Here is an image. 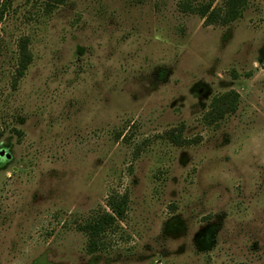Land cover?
<instances>
[{"label": "rangeland", "instance_id": "1", "mask_svg": "<svg viewBox=\"0 0 264 264\" xmlns=\"http://www.w3.org/2000/svg\"><path fill=\"white\" fill-rule=\"evenodd\" d=\"M227 1L1 0L0 264H264V0Z\"/></svg>", "mask_w": 264, "mask_h": 264}, {"label": "trees", "instance_id": "2", "mask_svg": "<svg viewBox=\"0 0 264 264\" xmlns=\"http://www.w3.org/2000/svg\"><path fill=\"white\" fill-rule=\"evenodd\" d=\"M56 4H62L66 0H54ZM249 0H228L225 4V11L218 14V11L212 10L210 5L202 6L198 8L197 11L206 18L207 24H214L218 19H221L224 24L235 21L243 12L245 6ZM185 9L195 11L191 8L190 4H184ZM5 8L4 4L0 0V24L4 20ZM31 61V57L27 52V45H22V59L20 62V67L18 71V78H21ZM238 95L235 92H231L219 98H215L212 102L211 116L212 121L216 122L223 119L226 115L235 113L237 110ZM2 132L0 130V139L2 137ZM128 205V200L125 196L116 197L112 196L108 201V207L110 208V213H105L98 219L92 221L83 227V230L90 236V252H94L98 249L99 237L105 233L109 228L120 219H122L126 213Z\"/></svg>", "mask_w": 264, "mask_h": 264}]
</instances>
